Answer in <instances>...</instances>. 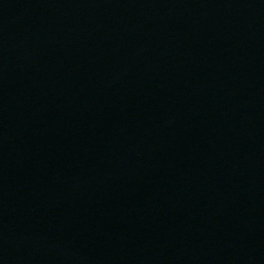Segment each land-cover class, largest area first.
<instances>
[{"label": "water", "instance_id": "water-1", "mask_svg": "<svg viewBox=\"0 0 264 264\" xmlns=\"http://www.w3.org/2000/svg\"><path fill=\"white\" fill-rule=\"evenodd\" d=\"M0 264H264V0H0Z\"/></svg>", "mask_w": 264, "mask_h": 264}]
</instances>
